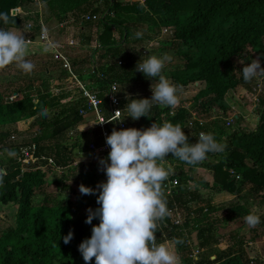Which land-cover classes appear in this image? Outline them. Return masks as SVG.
<instances>
[{
  "label": "trees",
  "instance_id": "16d2710c",
  "mask_svg": "<svg viewBox=\"0 0 264 264\" xmlns=\"http://www.w3.org/2000/svg\"><path fill=\"white\" fill-rule=\"evenodd\" d=\"M35 1L0 0V11L9 16L8 23L0 21V27L20 29L23 18L19 8ZM67 2L69 7L65 8L63 5ZM59 6H62V13L68 9L75 12L81 32L85 28L97 29L95 42L99 46L83 60L73 59L72 66L79 65L78 78L89 79L90 86L99 90L106 114L110 112L108 93L114 82L119 84L117 93L123 108L132 98L152 96L151 88L144 89V83L148 84L151 80L135 70L144 56L139 50L131 49L134 48L132 44L142 42L128 40L131 34H135L133 29L144 28L143 22L153 21L152 15L158 20L153 29H170L173 45L176 48L188 47L181 53L186 57L184 67L171 72L172 83L177 88H188L198 83V93L175 107L154 104L147 117L136 121L127 117L126 112L124 119L129 127L138 129H146L154 122L180 123L190 143L197 141L200 132H211L220 142L219 133L213 130V125L220 129V134L226 135L223 151L208 153L206 159L198 164L212 170L215 179L213 187L235 194L237 201H232L224 219L216 217L219 209L210 200H203L189 191V185L195 184V190L205 185L203 182L198 185L190 173L198 164L189 165L180 161V171L173 174L180 180L174 194H167L164 188L166 181L162 186L167 207L177 210L157 220V243L173 241L184 264H259L243 251L239 256L233 250L213 251L212 240L216 224L251 213L252 205L259 198L264 202V89L255 101L259 119L254 131H230L223 121L229 117L226 100L231 93L240 88L248 91L256 89L255 77L245 82L241 70L256 57H264V0H60ZM85 15L97 18L87 21L82 18ZM40 30L41 25H35L27 33L28 38L34 39ZM92 37L87 36L89 43L93 41ZM51 65L60 68L62 73L66 71L60 60H53ZM60 79L63 82L43 78L23 81L14 87L0 85V127L27 125L28 130L33 132L29 141L15 143L8 139L14 133L19 134L16 127L0 131V152H16V157L10 158L0 174L3 176L0 202L18 205L15 226L0 230V264H85L78 245L91 236L92 225L99 223L97 218L92 224L85 223L86 210L99 207L96 202L98 192L85 204L86 194H81L76 186L83 184L97 188L102 165L94 163L93 175L85 174L80 181L79 170L87 165L75 164L74 149L81 145L79 140H76L77 143L70 140L72 136H78L85 122L80 112L83 99L78 98L76 87L66 89V78ZM132 82L137 86L136 94L130 97L122 95ZM54 89H59V93ZM14 94L17 96L11 98ZM45 107L46 115L41 111ZM192 110L199 119L191 121ZM201 117L210 121L205 123ZM238 119L240 117L234 119V124ZM114 128L118 130L114 122L106 126L109 133ZM97 131L100 146L103 137L101 130ZM27 152L33 155L31 160ZM166 156L174 158L171 153ZM211 156L221 157L218 162L210 163L207 158ZM185 166L190 167L188 172L184 170ZM50 173L55 176L53 182L48 180ZM198 199L197 206L192 207L191 201ZM83 205H86V210L80 212ZM178 213L180 225L175 223ZM70 230L73 238L65 244L63 237ZM196 232L199 247L204 250L197 259L190 257L194 251L190 241ZM176 238L182 239L183 243L177 244ZM233 254L234 257L229 258ZM213 255L215 258H212ZM94 259L88 264H94Z\"/></svg>",
  "mask_w": 264,
  "mask_h": 264
},
{
  "label": "clouds",
  "instance_id": "9594fccd",
  "mask_svg": "<svg viewBox=\"0 0 264 264\" xmlns=\"http://www.w3.org/2000/svg\"><path fill=\"white\" fill-rule=\"evenodd\" d=\"M0 21H9L8 13L0 11ZM142 34L136 33L137 37ZM29 39L0 27V68L14 62L30 73L35 65L25 59ZM47 51V48H45ZM136 64L135 70L150 80V98H132L125 106L133 121L147 117L154 104L175 107L179 103L178 88L163 74L167 55H146ZM243 80H251L258 73H264L258 59H253L242 68ZM47 114V108L41 109ZM119 111V110H117ZM180 123L165 121L162 124L152 123L146 129L130 127L115 128L105 141L110 150L106 158L100 159L106 180L97 188L81 184V194L96 195L99 207L87 209L85 223L92 224L94 218L99 220L92 225L91 236L78 245L83 261L88 264L94 257V264H179V257L169 250L167 243H157V220L168 215L167 200L162 186L167 181L171 169L162 166L166 155L189 165H195L206 159L211 152L223 151L211 132H200L195 143H190ZM9 157L16 152L9 150ZM3 176L0 175V185ZM250 227L259 224L260 217L249 213L244 217ZM70 230L63 237L68 244L73 238ZM177 244L183 243L176 238Z\"/></svg>",
  "mask_w": 264,
  "mask_h": 264
},
{
  "label": "rangeland",
  "instance_id": "374dc122",
  "mask_svg": "<svg viewBox=\"0 0 264 264\" xmlns=\"http://www.w3.org/2000/svg\"><path fill=\"white\" fill-rule=\"evenodd\" d=\"M142 1V0H141ZM32 6V5H29ZM36 8V6H35ZM34 8L32 9V11ZM19 12L23 20L26 18L24 17L26 13L21 12L19 8ZM25 12V11H24ZM71 18L70 23L68 26L64 25V30L61 31V27H54V33L52 36H50V33L48 32V40L51 42V44H48L47 42H44V40L40 37H37L33 40L29 39L28 48L26 50V56L25 59L31 60L35 67L34 69L28 73L22 70L16 62L4 67L0 68V85H6V86H17L20 85L23 81L31 82L30 79H43V78H53L55 82L57 80L63 82V79H60L61 77L66 78L67 90H72L75 88V77H78L77 71L80 67L79 65L76 67L72 66L73 59L83 60L88 54L90 55L95 47H98L99 44L96 42L87 43V35L90 34L89 32L93 30L94 32L92 34V39L96 41L97 39V29L92 28L91 30L84 29L83 32L80 31L78 25L79 23L76 21L75 12L71 11ZM151 15V13H150ZM153 21L148 20L147 22H143L145 26L151 27L144 28L140 27L138 29H133L132 31L135 32V34H131V36L128 38L130 42H133L134 40H141L142 42H139L137 45L132 44L134 46L131 47V49H136L140 51V55L144 56L143 59H146V55H167L169 59L165 61L163 74L170 80L172 83V76L171 72L178 71L184 67L185 58L184 55L181 53L188 50L187 46H179L176 48V46L173 45L174 42L171 35L172 32L170 29H167L165 27H162L161 29H153V24H158V20H156L155 17H153ZM33 18V13L32 17ZM84 18V16H82ZM28 19V18H27ZM30 19V18H29ZM33 20V19H31ZM31 20L22 21V27H25V30L34 29L35 26L33 25V22H30ZM156 24V25H157ZM161 24V23H160ZM21 27V29H23ZM29 27V28H28ZM46 28H41L40 32L45 30ZM13 30V29H11ZM47 30V29H46ZM24 30H22L23 32ZM30 31V30H29ZM140 32L142 35L140 37L136 36V33ZM29 33V32H27ZM42 33V32H41ZM83 33V34H82ZM41 35V34H40ZM118 33L116 32V36ZM32 42V43H30ZM134 43V42H133ZM44 45V46H42ZM45 48H47V51H45ZM61 53L70 63L71 65V71L66 69L64 73L61 72L60 68H54L49 66L53 60L56 59V54ZM264 56V55H263ZM256 59L259 60L261 68H264V57H256ZM120 63V61H119ZM48 66L49 68H47ZM86 67V66H85ZM45 68H47L45 70ZM65 69V68H64ZM264 73H258L255 76V83L256 89L252 91L248 90H242L241 88L238 89L236 92L231 93L228 99L226 100V105L229 107V117L225 120V124L227 123V120L233 121L235 118L240 117L237 122L232 123L231 126H228L226 124V127L231 130H246V131H254L257 127L258 119H259V113L256 111L257 104L255 101H257V96L259 92H261V89H264ZM84 82V81H83ZM87 82V83H86ZM86 84L90 83L89 79L86 80ZM12 83V84H11ZM35 83H38L36 81ZM17 84V85H16ZM200 87L198 86V83H195L194 85H190L188 88H178V97H179V103L183 101H187L189 99H192L199 91ZM56 93H59V89H54ZM190 91V92H189ZM17 94L12 95L11 98L16 97ZM199 119L196 115L195 110H192V120L195 121V119ZM201 121L207 123V121H210V119L200 118ZM212 120V119H211ZM214 120V119H213ZM222 121V122H223ZM16 127L19 131L18 133H14L10 137V140L8 141H14L15 143H21L23 141H29L30 138L33 135L32 131L28 130V126L18 127V125L14 126H5L0 127V131L7 130V129H14ZM193 129V124L191 126V130ZM213 130L217 133H219L220 142L222 145H224L226 140V135H221L220 129H216V127L213 125ZM76 140L80 141L81 147H75L74 149V160L75 164H85L86 167L80 168V181L85 178V174H88L89 176L93 175V164L96 163V160L92 159V153L90 149V145L92 142L94 143V140L88 139L85 141L80 136H72V140H70L71 143L76 142ZM77 143V142H76ZM78 152H81L79 154ZM16 157V155L14 156ZM91 157V159H89ZM221 156H211L207 158V161L210 163L212 162H218L220 160ZM11 157L7 155V152H0V174L4 172V166L5 164L10 160ZM29 159L31 160L32 157L30 156ZM92 161V162H91ZM162 166L168 169H171L170 175H173L176 171H180V160L177 158H171L170 160H167L166 162H161ZM173 168V169H172ZM189 166H185L184 170L188 172L190 169ZM190 173L196 178L197 184L200 185L202 182L208 186H205L202 184V187L195 190L194 185H189V191L195 192L197 196H199L203 200H210L213 205H215L216 208L219 209V211L215 214L216 217H219L220 219H224L229 211L230 204L232 201H237L235 194L228 193L226 191L217 190L214 186L215 179L212 170L209 168L203 166L202 164H198V166H195L192 168ZM87 176V175H86ZM54 174L50 173L48 175V180L50 182H53L54 180ZM99 179H97L96 185L98 186L99 183L106 180V175L99 174ZM80 186V185H79ZM79 186H76L77 188ZM197 186V185H196ZM191 196H189L190 198ZM88 200H87V199ZM86 203L93 199L92 194H86L85 196ZM199 203L198 200H192L191 206H197ZM86 210V205H83L80 208V212H83ZM18 211V205L16 203H8L3 204L0 202V230H4L10 227L15 226V219ZM251 213L258 215L260 217V223L257 224L255 227H250L245 223L244 217L238 218L233 221H227L226 223H218L215 226V236L212 240L213 243V251H231L233 250L234 253L239 256V253L241 251L245 252L248 256H250L255 261H258L259 264H264V202L261 201V198L257 199L256 202L251 207ZM197 232L194 235V238L190 243L193 246V254L190 255L191 258H198L201 253H203V249L199 247V239L197 238ZM206 235L208 233L206 232ZM167 246L169 247V250L174 252L179 257V264H184L180 253L178 252L176 245L173 241L168 240L166 241ZM234 257L230 256L229 258ZM212 258H215L213 255Z\"/></svg>",
  "mask_w": 264,
  "mask_h": 264
},
{
  "label": "built area",
  "instance_id": "2783aa9c",
  "mask_svg": "<svg viewBox=\"0 0 264 264\" xmlns=\"http://www.w3.org/2000/svg\"><path fill=\"white\" fill-rule=\"evenodd\" d=\"M96 18H97L96 16H93V17L89 15L84 16V19L87 21L92 20V19L95 20ZM30 26H33V25H30ZM40 36H41V39L44 40V42L51 44V42L48 40L49 36H48V31L46 29L42 31ZM56 59L63 62V67L65 69H68L71 71V65L69 61L61 53L56 54ZM74 79H75L74 86L78 89V92H79L78 96L82 97L85 100V103L82 105V108L80 111L81 115L85 116L89 111L94 112L96 114L95 128L100 129L102 132V137H103L102 144L100 146L94 143L90 145L92 159L96 160V162H99L100 159L107 157V153L110 150L109 146L106 144V141H105L106 136L110 134L108 130L106 129L107 124L109 122L116 123L118 130L130 128L124 119V115L127 112L126 108H123L121 106V97L117 93L119 89V84L117 82H114L109 89L108 98H109L110 112L109 114H106L102 107L103 101H102V98L100 97L99 90L81 81L80 79H78V77H75ZM233 122L234 120L233 121L227 120L226 124L228 126H231ZM71 134L73 133L71 132ZM26 154L29 157L31 156L33 158V155H30L29 152H27ZM100 173L101 174L104 173L103 166L101 167ZM179 185H180L179 178L175 175L174 176L169 175L167 181L164 184V188L167 194L172 196L174 194L175 189L178 188ZM168 210H169L168 213H172L174 210H177V209L168 208ZM175 223L176 225L181 224L180 213L177 214Z\"/></svg>",
  "mask_w": 264,
  "mask_h": 264
},
{
  "label": "crops",
  "instance_id": "0c3cea01",
  "mask_svg": "<svg viewBox=\"0 0 264 264\" xmlns=\"http://www.w3.org/2000/svg\"><path fill=\"white\" fill-rule=\"evenodd\" d=\"M68 3L69 2L65 3L63 6L65 8H68L69 7ZM31 5L32 6L27 5V6H24V7L20 8L21 12L26 13L25 16H24L26 19L23 20V21H25V22L27 21L28 22V20L33 19V20L30 21V22H33V26L39 24V25H41V28H42V26H43V28L45 27L47 29V31L50 33V36H52V34L54 33V27L62 26L61 27L62 28L61 31H65L64 30V25L68 26L70 23H72L70 21V18H71L70 9H68L67 12L62 13V11H61V9H62L61 7L62 6H59L60 5V0H36ZM35 6H36V8H35ZM33 8H34V10L32 11ZM32 13H33V18H31L32 17ZM63 23H64V25H63ZM22 28L23 29H21V28L20 29L13 28V30H11V31H13V32H15L17 34H21L22 33L23 36L26 39V38L29 37L27 32H30L33 29L32 30L29 29L30 30L29 31V30H25L24 29L25 27H22ZM22 30H24V31L22 32ZM41 32L39 34H37L35 36V38L40 37ZM93 32H94L93 30L90 31L89 32L90 34H88V35H92L91 33H93ZM29 39L33 40L32 38H29ZM86 40H87V43H89L88 38H86ZM93 41L95 42V40H93ZM32 42H34V40ZM32 42H30V43H32ZM42 46H44V45H42ZM78 79H80V78H78ZM81 81H84V80H81ZM84 82H86V81H84ZM155 82L156 81L154 79V80H151L148 84L144 83V86H145L144 89L146 90V89L151 88L150 86H151L152 83H153V87H154L155 86ZM88 84L90 85L91 83H88ZM66 85L67 84H65V86ZM94 87H96V86H94ZM136 90H137V86H136V84L134 82H132L128 86L126 93L124 94V92H123L121 94L124 95V96L126 95L127 97H130V96L136 94V92H135ZM78 94H79V92H78ZM138 94H142V92H139ZM177 94H178V92H177ZM78 98L83 99L82 97H79V96H78ZM84 103H85V100L83 99V104ZM84 118H85V122L80 127L79 132H78L79 133L78 136L82 137L85 141H87V138L88 139H92V140H94V144L99 145V139L96 138L97 134L99 135V131H97V128H95V126H96V114L94 112L89 111L84 116ZM78 153L81 154V152H78ZM165 158L166 159L163 162H166L167 160L171 159V157H168V156H166ZM89 159H91V157ZM101 175H103V174H101Z\"/></svg>",
  "mask_w": 264,
  "mask_h": 264
}]
</instances>
